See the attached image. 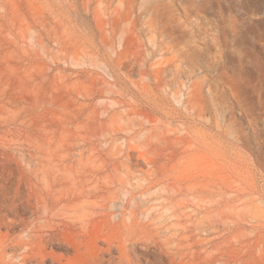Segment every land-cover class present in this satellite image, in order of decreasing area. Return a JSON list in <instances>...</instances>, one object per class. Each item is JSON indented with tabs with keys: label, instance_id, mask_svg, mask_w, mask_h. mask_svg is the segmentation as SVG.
I'll return each instance as SVG.
<instances>
[{
	"label": "rangeland",
	"instance_id": "1",
	"mask_svg": "<svg viewBox=\"0 0 264 264\" xmlns=\"http://www.w3.org/2000/svg\"><path fill=\"white\" fill-rule=\"evenodd\" d=\"M29 233L46 264H264V0H0V264Z\"/></svg>",
	"mask_w": 264,
	"mask_h": 264
},
{
	"label": "bare ground",
	"instance_id": "2",
	"mask_svg": "<svg viewBox=\"0 0 264 264\" xmlns=\"http://www.w3.org/2000/svg\"><path fill=\"white\" fill-rule=\"evenodd\" d=\"M53 236V235H52ZM35 237H37V235H32L31 233H29L28 235V240L27 242H25L23 245L28 244V251L25 254V256H23L22 258V263L23 264H46L45 263V259L46 256L42 253L43 250V246L38 244V250L36 251V253L34 252V248L33 246L30 244V242L32 241V239H34ZM49 237V236H48ZM47 237V238H48ZM52 239V237H51ZM50 241V240H49ZM47 245V244H46ZM58 245V244H55ZM53 246V245H52ZM59 246V245H58ZM61 246V245H60ZM138 257V256H137ZM63 258V257H62ZM139 259V258H138ZM63 261V260H62ZM49 264V263H48ZM50 264H61V262L59 260H52L50 262Z\"/></svg>",
	"mask_w": 264,
	"mask_h": 264
}]
</instances>
